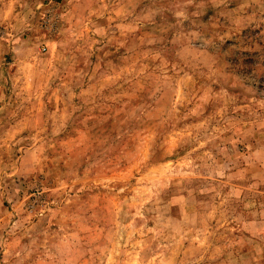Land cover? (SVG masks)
<instances>
[{"label": "rangeland", "instance_id": "rangeland-1", "mask_svg": "<svg viewBox=\"0 0 264 264\" xmlns=\"http://www.w3.org/2000/svg\"><path fill=\"white\" fill-rule=\"evenodd\" d=\"M0 264H264V0H0Z\"/></svg>", "mask_w": 264, "mask_h": 264}]
</instances>
